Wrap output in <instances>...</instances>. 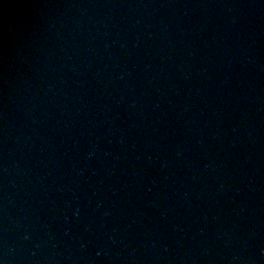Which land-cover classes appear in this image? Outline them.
Listing matches in <instances>:
<instances>
[{
  "label": "water",
  "instance_id": "1",
  "mask_svg": "<svg viewBox=\"0 0 264 264\" xmlns=\"http://www.w3.org/2000/svg\"><path fill=\"white\" fill-rule=\"evenodd\" d=\"M0 264H264V0H0Z\"/></svg>",
  "mask_w": 264,
  "mask_h": 264
}]
</instances>
